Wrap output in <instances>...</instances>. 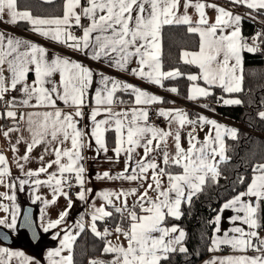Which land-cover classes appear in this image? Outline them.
<instances>
[{
	"label": "snow or ice",
	"instance_id": "6c2138e0",
	"mask_svg": "<svg viewBox=\"0 0 264 264\" xmlns=\"http://www.w3.org/2000/svg\"><path fill=\"white\" fill-rule=\"evenodd\" d=\"M229 2L254 11L264 10V0ZM207 8L217 12L214 22L209 21ZM189 9L195 10L198 19L193 20ZM5 16L10 24L27 22L32 32L63 45L73 53H79L92 61L104 62L121 72H130L141 80L161 87L164 80L184 74L179 69H162L155 51L157 36L164 25H188L190 33L200 36L198 52L185 51L181 54L184 63L196 65L200 70L199 74L187 75V79L192 82L187 99L193 101L211 96L213 87L222 88L224 93L240 92L243 77L242 74L237 75V69L242 68L241 52L257 51L256 47L243 42L240 15L204 0H64L63 15L55 17H34L28 10H19L18 0H0V21ZM84 20L88 21L87 25L83 23ZM74 29L80 30L81 34L77 35ZM133 60L137 67H130ZM30 74L34 78L29 82ZM97 75L100 79L94 81ZM200 80L204 86H200ZM94 82L98 87L89 102ZM167 90L178 92L175 87ZM14 91L21 92L23 99L17 101L13 97L6 101V110L0 113V118L7 117L13 124L7 128L0 127V134L8 140L9 150L13 153L18 151L17 145L21 141L26 144L25 154L13 161L28 178H17L18 186L23 190L25 185H29L33 193L42 186L51 188L52 199L42 200L45 208L54 204L58 196L68 201V208L61 211L56 219L46 218L45 209H41L38 227L44 233L63 225L60 247L47 252L49 264H73L72 241L79 233L73 234L65 224L72 207L69 192L65 189L79 187L77 198L81 201L89 198L92 189L86 187V157L83 153L86 148H92L93 141L98 153L107 154L111 150L117 161L124 158L122 171L115 175L109 171L98 173L97 179L147 182L150 172L151 183L143 192H139L138 188H129L119 192L105 190L97 193L107 205L113 207L114 199L124 198L115 211L122 216L126 214L129 226L125 230L117 225L116 232L127 240V247L106 243L104 252L114 253V259L110 262L93 260L90 264H160L161 260L168 258L169 253L177 250L187 252L183 244L184 230L177 225L165 227V221L168 217L178 220L182 215V203H190L193 195L202 191L207 180H216L219 176L218 163L226 159L223 138L226 135L236 138V129L227 128L204 115L192 118L182 108L163 107L158 108L156 114L167 121L168 127H158L150 122L149 109L163 103L162 97L102 72L94 73L90 67L67 55L50 57L48 49L41 44L0 31V101L5 99L7 93ZM118 92L133 97L132 101L120 99L116 95ZM220 100L225 105L241 103L238 99L223 97L218 98L217 102ZM128 103L130 107L119 111L115 108L116 104ZM18 106L35 111L21 112L18 117L15 110ZM85 107L89 108L87 117ZM258 115L264 119V112ZM85 119L90 124L81 126ZM21 124L27 126L29 137L18 136L15 144H12L11 134L21 132ZM205 125L210 127L203 140H200L197 128L203 130ZM185 129H188L186 135ZM109 132L115 134L111 149L107 140ZM185 140L187 147L183 143ZM38 146H43L38 158L41 166L36 170L25 171V164L20 161H29L30 154ZM46 157L54 158L46 160ZM108 160L112 161L113 157H108ZM54 167L55 171H50ZM173 169L180 171L175 172ZM252 171L253 176L246 191L226 201L220 209V213L232 209L237 214L229 218L230 222L234 225L240 222L247 227L233 226L225 230L223 235H218L221 231L220 213L210 221L215 224V228L208 251L218 252L222 246H227L234 254L213 256L205 264H264V234L259 231L264 228L259 216V203L264 201V163L257 164ZM41 174L46 179L38 178ZM10 177L9 160L0 152V185L9 189L0 192V199L10 202V205L0 203V209L7 213L0 216V229L10 230L0 231V241L8 240L11 233L20 229L29 230L38 241L39 232L34 226L30 210L23 211L20 218L21 209L12 191L17 184ZM164 177L167 178V187H164ZM239 179L243 183L245 178ZM72 180L75 181L74 185L70 182ZM150 191L155 192L156 196H149ZM129 196L136 197L131 207L127 203ZM243 197H254L256 204L244 202ZM33 199L39 201L42 198L36 194ZM90 207L89 226L95 235L104 238L109 234L108 229L105 228L104 233H101L97 230L96 222L112 214L105 210L103 204ZM72 227L83 230L85 225L82 217ZM59 235L58 231L53 239ZM65 250L68 251L67 256L62 255ZM5 257L8 259L5 260ZM14 257L19 260V264H40L21 251L0 247V264H10Z\"/></svg>",
	"mask_w": 264,
	"mask_h": 264
},
{
	"label": "trees",
	"instance_id": "16d2710c",
	"mask_svg": "<svg viewBox=\"0 0 264 264\" xmlns=\"http://www.w3.org/2000/svg\"><path fill=\"white\" fill-rule=\"evenodd\" d=\"M19 9H28L37 16H59L63 11V0H18ZM264 17V16H263ZM18 27L25 24L18 22ZM242 38L252 33L253 23L249 19H242ZM263 32L256 36L258 41H264ZM161 65L164 71L179 69L184 75L175 79L163 81V89L175 87L178 92L173 93L177 97L187 98L191 81L187 75L195 73L197 67L186 64L181 59V51L196 50L198 36L190 33L187 25H164L161 28ZM242 90L235 93H224L214 87L212 95L206 97L211 107L218 114L241 125L237 129L236 138L226 137L224 140V152L226 159L218 164L219 176L216 180H207L202 191L193 195L191 202L181 205V217L177 220L168 217L166 225L176 224L185 232L184 247L187 252L178 250L169 253L167 259L161 260L160 264H198L208 253L211 242V233L216 213L221 204L234 195L244 192L253 176V167L264 163V119L258 115V109L264 104V47L255 52L242 50ZM170 92V91H169ZM119 98L122 93L116 94ZM220 97H235L241 101L239 104L222 105L218 103ZM253 130L254 132H251ZM107 138L110 139L108 133ZM178 172L180 169H173ZM244 177V182H240ZM129 205V207H131ZM112 214L106 217L109 227L127 230L129 221L121 213L115 211V207L108 206ZM139 214V209H137ZM259 216L264 223V201L259 203ZM204 226L201 235H196L197 230ZM100 230L104 228V221L98 222ZM261 228L259 231H263ZM105 238L98 237L88 228L80 230L72 241L73 264H88L89 260L105 259L111 257V253H105Z\"/></svg>",
	"mask_w": 264,
	"mask_h": 264
},
{
	"label": "crops",
	"instance_id": "0c3cea01",
	"mask_svg": "<svg viewBox=\"0 0 264 264\" xmlns=\"http://www.w3.org/2000/svg\"><path fill=\"white\" fill-rule=\"evenodd\" d=\"M43 1H51V0H43ZM204 2H206L208 4H216L218 6H222V7H225L226 9L232 10L234 14L240 15L242 17V19L244 18V19H249L252 21L251 18H253V15H255V14L260 15V16H264V10L254 11V10L248 9L245 6L232 5L229 2V0H204ZM63 4H64V0H63ZM19 10H28V9H19ZM206 13H207V17H208L209 21L214 22L215 17L217 15V12L215 11V9L207 8ZM62 15H63V11H62V14L59 16H62ZM189 15H191L193 17V20L198 19V15L194 9H189ZM33 16L34 17H55V16H37V15H33ZM242 19H241V21H242ZM7 20H8V17L5 16L4 20L0 21V31L5 32V33H7L11 36L17 37V38L27 39V40L41 44L42 46H44L48 49V54L50 57L53 55H67L71 59H75L79 62L84 63L85 65L90 67L94 73H101L102 72L105 75L114 77L118 80H121V81H124L127 83H131L135 86H139L140 88L147 90L148 92H150L152 94H155V95L162 97L163 103H158V104L154 105L156 110L160 107H163L166 109H168V108H182L186 112H188L190 115V111H188L186 108H184L180 104L179 99H184V98L177 97L172 92L164 90L161 86L148 83L145 80H141V79L131 75L130 72H121L115 68H110L104 62L92 61L89 58H87V57H85L79 53H73L70 49L64 47L63 45L57 44L55 42H52L50 40L45 39L42 36H39L38 34H35L34 32L31 31V26L25 21H20V22L25 24L24 27H18V26H16V24L8 23ZM87 23H88V21H87ZM87 23H86V25H87ZM240 24H241V22H240ZM187 28H188V25H187ZM240 29H241V27H240ZM226 31H231V29H227ZM76 34L80 35L81 34L80 30ZM196 34L198 36L197 49L196 50H183V51H181V54H182V52H185V51L186 52H198L199 51L200 36L198 33H196ZM241 37H242V33H241ZM243 42H244V39H243ZM155 51H156L158 58H159V61L161 63V33L160 32L157 36ZM241 56H242V52H241ZM194 66H196V65H194ZM130 67H137L135 60L132 61ZM196 67H197V71L195 73H191V74H199L200 70H199L198 66H196ZM6 75H7V73H6ZM237 75H241V68L237 69ZM33 78H34V76L32 74H30L29 75V82ZM58 78L59 77L57 76V79ZM99 79H100L99 75L94 77V81H98ZM198 83L200 84V86H204V82L202 80L198 81ZM96 87H98V85L94 82L92 85V88L90 90L89 102H91V95L95 93ZM213 88L211 89V91L213 90ZM216 88H219V90H221L223 92L222 88H220V87H216ZM120 93H122V95L120 96V99H122L124 101H129V102L132 101L133 97H131L128 94L123 93V92H120ZM13 97H15L17 99V101H20L23 99V94L19 91L9 92L8 100L12 99ZM223 99H237V98H235V97H224ZM190 101H193V100H190ZM194 101L197 104H199V106L201 107L200 112H196V115H204V116L208 117L209 119H214L218 123L225 125L227 128H232V129L237 130L238 128L241 127L240 124L218 114L211 107H209V103H208L209 100L206 97L199 98V99L194 100ZM218 103L225 105L223 103V100H220ZM204 105H207L208 107H204ZM130 106H131L130 103H128V104H116L115 108L117 111H119L121 108H126V107H130ZM5 110L6 109L2 107L1 102H0V113L4 112ZM15 110L17 111L18 117H19V113H21V112L27 113L29 111H35V109L28 108L25 106H18L15 108ZM84 112H85V117H87V115L89 113V108L85 107ZM12 124L13 123H10L7 121V117L0 118V127L7 128V127L12 126ZM83 124H90V122L87 119H85L82 122L81 126H83ZM26 127L27 126L25 124H21V132L11 134L12 144H15L16 138L18 136L23 135L25 138L29 137V133L26 131ZM158 127L167 129V127H168L167 121L163 117H162V121ZM209 127L210 126L205 125L203 130H200L199 128H197V134H198L200 140H203L204 136L208 132ZM187 131H188V129H185V135H186ZM109 135H110V139L107 138V140H108V147H109V149H111L114 146V135L115 134H114V132H109ZM226 137H230V136H227V135L224 136L223 145H224V140ZM169 143L171 145V142H169ZM183 143H184V146L187 147L186 140ZM17 149H18V151L16 153H13L12 151H10L8 140L2 134H0V152H2L8 158L9 163H10V171H11L10 179L12 180V182L17 184V187L12 190L16 194V203L20 206L21 211H22V205H21L22 202H28L30 204H33L36 207L35 219H36L37 226H39V224L41 222V209H45L46 218L56 219L61 211H64L65 209L68 208L67 199L63 196H58V198L54 204H49L45 208V205L42 203V200L43 199H48V200L52 199L51 188H49L47 186H42V187L38 188L35 193H33L31 191L29 185H25L24 189L20 190V188L18 186V179L17 178H20V179H28V178L25 177L21 173L20 169L16 166V163H13V161L19 160V157H22L25 154L26 144L23 141H21L19 143V145H17ZM140 151H141V155H142L143 154L142 150H140ZM42 152H43V146H38L30 154L31 159L29 161H27L26 163L23 161H20L21 163L25 164V169H24L25 171H27L29 169L36 170L41 166L38 158ZM83 154L86 157V159L84 161V166L86 168V180H87L86 187L92 189V192L88 194L89 198L86 201H81L77 198V193L80 191V188L77 187L74 197L71 198L72 207H71V209H69V214L66 217L65 224L71 228V232L73 234H75L77 232L79 233L81 230L79 228L72 227L73 225L76 224V222L78 220H81V217H82V222L85 225L84 228H88L92 232L91 227L89 226L91 223V207H90L91 205L94 204L96 207H100L103 204V205H105L106 211H108V209H107L108 206H112V205H107L106 202L102 198L97 196V193L103 192L105 190L113 191V192H119L122 189H129V188H138L139 192H143L144 189L147 188L148 183H151V173L150 172L148 174V181L147 182H144V181L129 182L126 180L97 179L96 176L98 173L102 174L105 171H109L112 175H115L116 173L122 171L124 168V158L121 157L117 161L111 150H109V152L107 154H104L103 152L98 153L96 151V145H95L94 141L92 142V148L91 149L86 148L84 150ZM224 155H225V152H224ZM108 157H113V160L109 161ZM53 158L54 157H46V160L53 159ZM217 160L219 161V156H217ZM50 171H55V167L53 169H51ZM38 178L46 179V176L44 174H41ZM163 181H164V187H167V178L164 177ZM141 184H143V187H140ZM7 191H9L8 188H6L3 185H0V192H7ZM9 194H11V193H9ZM36 194L40 195L42 199L39 201H34L33 197ZM148 195L155 197L156 193L153 191H150L148 193ZM233 197H231L230 199H232ZM123 199H124L123 197L120 200L114 199L113 203H114L115 207H120ZM135 199H136L135 196L127 197L128 206L133 204ZM230 199H228V200H230ZM242 200L244 202H252L254 205L256 204V200L254 197H243ZM225 202H223L221 204L216 215L218 213H220V209ZM0 203L10 205V202L6 199H0ZM236 214L237 213L234 212L232 209H227L223 213H220V215L222 217L221 222H220L221 231H220V233H218V235H223V232L225 230L230 229L233 226H242L245 228L247 227L246 225L240 224V222H236L235 225L232 222H230L229 218L233 215H236ZM0 215L5 216V215H7V213H4L3 210L0 209ZM105 220H106V218L103 220H98L96 222L97 230L100 231L101 233H104L105 228L108 229L109 234L104 236L105 245H106V243H110L113 246L123 245L124 247H127V240L124 238V236L122 234H119L116 232V228H111L107 224V226H104L103 230L99 229L98 222L105 221ZM172 225H176V224H170V225L165 224L164 226L165 227H171ZM214 228H215V224L213 226L211 238L213 235ZM62 229H63V225L60 226L59 229L49 230V232L46 233V238L50 239L51 241H50V243H48V245H46L40 249L39 256L34 254L31 250H28L27 248L22 247L19 243L3 244L2 242H0V247L8 248L11 251H21L25 254L26 257L32 258L33 260H36V261H39L40 264H49V261L47 259V252L51 249H55V248L60 247V240L63 238V234H64ZM180 229H182V228H180ZM39 230L41 232H43L42 229H39ZM58 231L60 232L59 237L56 239H53V237L57 234ZM261 233L264 234V230L261 231ZM210 245H211V242H210ZM226 247L227 246H222L218 252H209L198 264H205V261L210 260L213 256H227V255L234 254L232 252L231 248L229 250H225ZM249 254H252V253H249ZM62 255L67 256L68 251L67 250L63 251ZM114 256H115V254L111 253V257H108L105 259H96V260L103 261V262H110L114 259ZM7 259L8 258L5 257V260H7ZM90 261H93V260H89L88 264H90ZM10 264H19V260L14 257L10 261Z\"/></svg>",
	"mask_w": 264,
	"mask_h": 264
},
{
	"label": "built area",
	"instance_id": "2783aa9c",
	"mask_svg": "<svg viewBox=\"0 0 264 264\" xmlns=\"http://www.w3.org/2000/svg\"><path fill=\"white\" fill-rule=\"evenodd\" d=\"M83 23L86 25L87 20H84ZM252 23H253V31L251 34L246 35L244 37V41L249 43L251 41H254V45L257 49H262L264 47V43L261 41H258L256 39V36L262 32V30L264 29V17L260 16V15H253L252 18ZM74 31H76V33L79 31L78 29H74ZM9 98V93H7L5 95V99L1 102V105L3 108H5V103ZM181 106H183L184 108H186L188 111H190V116L192 118H195L196 116V112H200L201 107L199 106V104H197L195 101H190V100H186V99H179ZM208 102V101H207ZM211 103V102H208ZM258 113L260 112H264V104L257 110ZM149 115H150V122L159 126L161 121H162V117L158 116L156 114V108L155 106H152L149 109ZM7 121L10 123H13V121L9 118H7ZM251 132H254L253 130H250ZM73 185L75 184V182L72 180L70 181ZM77 187L73 186L70 189H65L66 191L69 192V196L70 198L74 197L75 192H76ZM104 226H107V221H104ZM229 247H226L225 250H229Z\"/></svg>",
	"mask_w": 264,
	"mask_h": 264
},
{
	"label": "water",
	"instance_id": "95a60500",
	"mask_svg": "<svg viewBox=\"0 0 264 264\" xmlns=\"http://www.w3.org/2000/svg\"><path fill=\"white\" fill-rule=\"evenodd\" d=\"M22 211H21V219H22V213L25 210H30V213L33 218L34 226H37L36 219H35V211L36 207L33 204H30L28 202H22ZM37 230L39 232V240L37 241L32 233L27 229H20L18 232L11 233L9 236V239L6 241H0L3 244H14L19 243L22 247L27 248L28 250H31L34 254L39 256L40 249L44 246L48 245L50 243V239L46 238V233L41 232L37 226ZM0 231L8 232L10 230L7 229H0Z\"/></svg>",
	"mask_w": 264,
	"mask_h": 264
},
{
	"label": "rangeland",
	"instance_id": "374dc122",
	"mask_svg": "<svg viewBox=\"0 0 264 264\" xmlns=\"http://www.w3.org/2000/svg\"><path fill=\"white\" fill-rule=\"evenodd\" d=\"M245 43H247V42H245ZM247 44H248L249 46H254V47H255V45H254V41H251V42H249V43H247ZM0 216H1V215H0ZM203 230H204V226L200 227V228L197 230L196 235L200 236Z\"/></svg>",
	"mask_w": 264,
	"mask_h": 264
},
{
	"label": "bare ground",
	"instance_id": "6f19581e",
	"mask_svg": "<svg viewBox=\"0 0 264 264\" xmlns=\"http://www.w3.org/2000/svg\"><path fill=\"white\" fill-rule=\"evenodd\" d=\"M256 15V14H255ZM252 19V18H251ZM251 21V20H250ZM253 31V30H252ZM263 32V31H262ZM261 42H262V40H261ZM263 43H264V41H263ZM187 100V99H186Z\"/></svg>",
	"mask_w": 264,
	"mask_h": 264
}]
</instances>
